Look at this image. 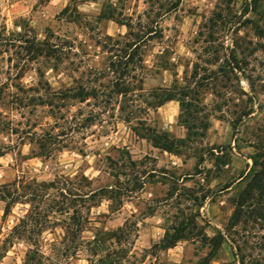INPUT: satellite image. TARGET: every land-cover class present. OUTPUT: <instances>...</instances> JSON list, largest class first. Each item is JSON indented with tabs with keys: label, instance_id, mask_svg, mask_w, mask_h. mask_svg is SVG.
Returning a JSON list of instances; mask_svg holds the SVG:
<instances>
[{
	"label": "rangeland",
	"instance_id": "rangeland-1",
	"mask_svg": "<svg viewBox=\"0 0 264 264\" xmlns=\"http://www.w3.org/2000/svg\"><path fill=\"white\" fill-rule=\"evenodd\" d=\"M260 153L264 0H0V264H264Z\"/></svg>",
	"mask_w": 264,
	"mask_h": 264
},
{
	"label": "trees",
	"instance_id": "trees-1",
	"mask_svg": "<svg viewBox=\"0 0 264 264\" xmlns=\"http://www.w3.org/2000/svg\"><path fill=\"white\" fill-rule=\"evenodd\" d=\"M146 42V37H141L138 40H135L133 42H130L126 45V47L123 49L124 56L121 57V59L117 62H111L110 64V70L112 73L118 75V84L116 85L118 89V94L127 93L130 91V88H121V84L123 85L125 83V80L127 77L130 76L131 72L133 71V68L135 67V59L139 55L140 46L142 43ZM135 47V48H134ZM35 52L38 55H42V51L35 50ZM139 61H143L142 58ZM84 97L83 95L81 98ZM86 97V96H85ZM173 98H168L167 101H171ZM256 165L260 167V171L254 176L253 180L249 183L246 190L243 192V194L239 197V200L237 202L236 210L232 216V219L230 221L229 228L236 227L241 219L244 216H253L256 215L257 217H264V209H257V207L253 208V203H250L251 201L255 202L256 195L259 198H262L264 196V153H260L257 156ZM249 204V205H248ZM257 206V205H256ZM245 208H252L251 212H244ZM187 226L181 225L178 227L171 238H168L165 244V248H173L176 246V244L185 238V232L188 228ZM212 243H214V246L216 250L219 249V247L222 245L224 238L223 236H218L216 238H213ZM207 264H209L207 262Z\"/></svg>",
	"mask_w": 264,
	"mask_h": 264
}]
</instances>
